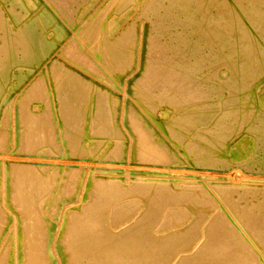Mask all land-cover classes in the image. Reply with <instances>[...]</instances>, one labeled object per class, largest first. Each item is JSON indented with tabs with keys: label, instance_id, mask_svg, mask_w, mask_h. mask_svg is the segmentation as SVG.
<instances>
[{
	"label": "bare ground",
	"instance_id": "1",
	"mask_svg": "<svg viewBox=\"0 0 264 264\" xmlns=\"http://www.w3.org/2000/svg\"><path fill=\"white\" fill-rule=\"evenodd\" d=\"M152 1L144 13L152 27L147 65L117 126L107 96L121 91L116 82L134 45L127 36L108 41L110 5L79 26L74 16L86 0H0V80L25 71L10 72L15 66L36 69L74 26L82 46L99 26L102 43L86 51L83 68L62 51L24 91L9 122L6 110L0 114V129L12 127L0 147L17 149L8 162L0 156V225L12 229L0 264H172L180 253L179 264H264V0ZM167 49L166 64L154 58ZM35 97L43 101L23 114L21 99ZM235 115L237 128L228 121ZM201 122L212 127L195 137ZM56 133L59 165L46 174L35 159ZM99 137L107 141L93 140ZM121 171L138 183L121 181ZM164 171L233 183L256 173L263 186L156 180ZM75 195L78 208L62 210ZM246 196L260 201L239 207ZM214 208L220 214L212 217ZM9 209L18 210L20 225H10Z\"/></svg>",
	"mask_w": 264,
	"mask_h": 264
},
{
	"label": "rangeland",
	"instance_id": "2",
	"mask_svg": "<svg viewBox=\"0 0 264 264\" xmlns=\"http://www.w3.org/2000/svg\"><path fill=\"white\" fill-rule=\"evenodd\" d=\"M239 1L244 2V0H239ZM152 2H153L152 0H139V1L138 0H86V3L83 6V8H80L74 16V18H75L74 19V25L78 24L79 26H82L86 22L92 21L93 17L98 12H100V10H102V8L105 5L106 6L110 5L108 7L110 8L109 10L111 11V13H110L111 15L109 16L108 19H106L109 23V26H110V31L108 32L109 33L108 34V41L113 43V42H116L117 40H119L121 37L127 36L129 39V40H127L128 44L134 45L133 48L131 49L132 61L129 64L126 63V65H128V67H127V69H125V72L120 76V78L118 77L119 80L116 82L117 86L115 85L116 87L120 88L121 91L119 93L113 92V93L109 94V96H107L108 98H110L109 99L110 101L115 103V111H116V115H117L115 124L117 126H118V123L120 120V114L122 113V108L124 107V105H126V104L128 105L131 102V90H132L131 86H132V84H134V82L139 83V81H141L143 79V74L145 72V68L147 65L146 59H147L148 49H149L150 42H151L152 27L150 25V21L148 19H145L144 13H145V11H147V9L150 6H152V4H153ZM98 29L100 30L99 26L96 28H92V30H91L92 34L85 40L86 42H85L84 46H82L83 45L82 42H80L78 40V37L75 34V30H77V26H74V28H72V30H74V31H70V32L67 31L68 33L66 32L64 37L63 38L61 37L60 42L58 44H56V46H54L51 49H48V51L45 55V58L43 55V57H42L43 60H41L38 63V66L36 69L26 67L25 64L22 67L21 66H15L13 68H10V70H9L10 72H12L14 70L22 71L23 69L25 71L21 72V74L14 72L12 75H13V77L14 76L17 77V79H15V80H10V77H11L10 74L7 75L5 80H0V114H2L3 110H6V114L4 116L3 115L2 116L4 118H7V120H8L9 114L13 113V109L16 108L15 104H17L19 102L20 98L23 96L22 94L24 93V91L26 89H28V87L31 86V84L34 82L35 79L38 78V76L40 74L45 72L46 69H45L44 65L45 64H47V65L53 64L54 61H56L57 56H59L61 54V52L64 51L65 49L70 50V52H71L70 57L72 60L74 59V64L76 66H78L79 68L87 67V65H86L87 63L85 62V59L88 56V54L86 51L89 50L92 52H98L100 50V47L102 44V43L101 44L99 43V35L97 37V34H99V33L101 34V32H100L101 30L99 31ZM94 32H95V34H94ZM170 32L171 31L164 30V33H166L165 36L168 35ZM95 35H96V37H95ZM165 40L166 39L161 38L160 42H162V41L165 42ZM58 45H59V47H58ZM162 52H161V54H154V58L160 59V60L164 61V63L166 64L167 57L168 58L170 57V53H168V49L164 50V54H162ZM54 58H55V60H54ZM13 62H14V60L12 61V63ZM158 64H160V63H158ZM163 66H164V64H163ZM61 70H62V74H66L65 69L62 68ZM101 72L102 71H99L97 73V76L99 75L98 79H104L105 78L104 74ZM95 74H96V72H95ZM77 77L72 76V80L79 83L81 80L80 79L78 80ZM105 80H107V78H105ZM86 84H89V82L81 81V85H86ZM108 85L111 87L112 84L109 83ZM91 86H93V85H91ZM97 89L99 90V86L97 87ZM36 99H37L36 97L34 99H31V98L30 99H26V98L21 99V101L23 100V107H22V113L23 114H25L27 116L33 115L32 107L37 106L38 103H41L43 101V99H41V98H39V100H36ZM225 106H226V108H229L232 106V104L228 103V105H225ZM14 112L18 118L19 113H18L17 109H15ZM213 113H214L213 115H215L217 113L216 108H213ZM218 114L219 113H217V115ZM235 116L236 117L233 116L232 119H230L228 121L233 122V126H235V128H237V126H238L237 123L239 124V121H238V116L237 115H235ZM170 118L171 117H168L166 119L169 120ZM8 122H9V120H8ZM201 125L202 126H199L196 128L195 134H194L195 137H198L197 135L199 134V131H204V130L207 131L212 127V124L207 123V122H205V124H203V122H201ZM117 128H119V127H117ZM11 129H12V127L8 123V126L6 128L0 129V136L5 138L7 136V135L5 136V132L10 133ZM233 131H235V130L233 129L232 132ZM57 138H58L57 133L52 135V140H51L50 146L44 148V150L48 151V153L42 155L41 158L37 157L35 159L36 162L43 159V162H42L43 169L48 171L46 174H49L50 172H54L58 168L57 165H59L58 160L60 158L56 154V152L58 150L55 147V144H58ZM93 140H96L99 143H104L107 141V139L105 137H99L96 139L93 138ZM195 142H196V140H195ZM7 143H8V141H7ZM8 144H6L7 146L3 145L0 147V149H4L3 150L4 152L2 154H0V156L6 162H8V160L11 157L16 156V150H17L15 148H11V146ZM195 146L201 147V145L198 144V142H196ZM104 147L105 146L102 145L100 147V149L103 150ZM53 148L56 152L52 150ZM83 153H85V152H83ZM188 154L190 155V157H189L190 161L195 160L192 158L193 152H189ZM78 155H82V149H80L78 151ZM16 160L17 159L14 158L13 164L16 162ZM245 162H247V160ZM49 165H50V167H49ZM181 167H187V166H186V164H183V165H181ZM187 170H188V168H187ZM254 174H255V176H251L248 178L241 177L239 179H245V180L238 182V183H233V181L232 182H223L220 180H216L214 178L216 176H210V175H205L204 181L201 178V176H199V175L192 176V178L184 180L182 177L171 175L170 173L164 171V172H162V175L164 177L156 179V180H158L160 182H164V183H171V184H182V182L187 181L190 183L206 182V184H209L212 186H217L220 184H245V183H247L249 186H254V187L255 186L260 187V185L263 186V184L259 185V183H258L260 180L258 175L256 173H254ZM43 175H45V174H43ZM117 178H119L121 181L128 180L132 184H136L139 181V177L137 175H135V173L128 172V171L119 172L117 174ZM0 179H1V176H0ZM86 180L88 183L89 178L88 179L86 178ZM7 183H8V178H7ZM87 183H86V186H87ZM215 188H217V187H215ZM48 196H49V194L44 195V197L41 200L44 201ZM72 199H73L72 202L68 201L69 205L66 204L65 202L63 204H60V207L62 208V210L65 209L66 211H69V210H73V209L78 208L79 204L76 202L77 195H75ZM259 201H260L259 198L256 199V198H250V197L246 196V199H244L243 201L240 202L239 207L248 206L251 204H256ZM10 211L12 212L11 216H9V218H8V220L11 221L10 225L13 224V221H17L18 225H20V219L18 218V212H17L18 210H15V209L12 210L11 209ZM218 214H220V210L218 208H214V210L212 211V217L216 216ZM54 216H55V218H54L55 219L54 228H55L56 223H59L60 219L58 217V213ZM8 226H9L8 224H1L0 225V237H2V240L4 239V242H5L4 244L0 245V252H1L2 247H4L6 244L7 235L12 233V229L7 230ZM203 242H204V239H202V240H200V242H198V244L196 245L195 249L192 252L193 254L196 252V250L199 248V246H201V244ZM49 243H52V238H51ZM177 253H178L177 251H176V253L175 252L173 253L172 251L168 252V254L171 255L170 257L176 255ZM177 255L178 256H177L175 262L172 264H179L180 259H182L185 256V254H182V253L177 254ZM47 264H59V262L57 259H55V260L49 261ZM68 264H78V262H75L72 260Z\"/></svg>",
	"mask_w": 264,
	"mask_h": 264
}]
</instances>
